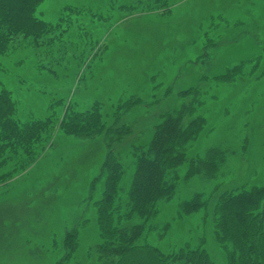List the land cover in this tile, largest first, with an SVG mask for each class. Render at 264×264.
Returning a JSON list of instances; mask_svg holds the SVG:
<instances>
[{
    "label": "rangeland",
    "instance_id": "374dc122",
    "mask_svg": "<svg viewBox=\"0 0 264 264\" xmlns=\"http://www.w3.org/2000/svg\"><path fill=\"white\" fill-rule=\"evenodd\" d=\"M36 15L62 22L40 43L5 38L0 24V90L16 119H57L18 153L0 140V264H111L109 228L134 224L165 253L202 246L228 264L213 208L222 192L264 184V0H43ZM69 104L98 107L101 132L68 124ZM181 109L185 127L200 124L165 176L175 186L147 219L120 220L101 202L109 172H121L113 195L125 208L155 125Z\"/></svg>",
    "mask_w": 264,
    "mask_h": 264
},
{
    "label": "trees",
    "instance_id": "16d2710c",
    "mask_svg": "<svg viewBox=\"0 0 264 264\" xmlns=\"http://www.w3.org/2000/svg\"><path fill=\"white\" fill-rule=\"evenodd\" d=\"M42 1L0 0V24L4 26L5 38L9 34L23 33L24 35L29 34V36L36 37L37 42L39 41L37 36L42 37L44 33L51 32L62 25V22L58 25H52L36 15L37 8ZM70 9V12L75 11L76 14L83 11V9H73V7ZM11 36H9L10 39ZM37 43H40V41ZM183 92H186V90ZM137 103H139V100L131 105ZM53 104L55 102L51 104V107ZM56 104H63V101L58 99ZM7 107L12 112L11 108H15V103L10 93L5 89H1L0 140H3V146L7 143V148L15 153H18V147H20L18 144L23 142L21 140L29 141V145L32 146L40 138L41 132L57 119V114L54 113L51 117L45 119L32 118L27 122H22L20 119H16L13 114L11 115ZM97 108L94 105L89 110H76L69 104L66 107L65 117L71 111L72 116L68 124L78 129H95V132H101L104 123L101 121V112ZM189 109L168 112L163 115L161 122L155 125L154 134L148 147L142 151L136 161V169L129 190V199L125 208L119 202L115 203L113 195L121 172H114L113 170L109 172L101 202L103 204L107 203L109 206L113 204L114 207L123 209L121 214L118 215L120 220H130L135 216L147 219L155 212L157 200L164 194L166 196L169 188L174 185L173 182L168 183L165 176L168 170L175 168L185 160L182 152L185 141L196 135L200 124L199 121L194 120L188 127L183 125L184 113L188 112ZM65 117L62 121L63 125L68 122ZM7 139L12 141L9 142ZM22 145L25 146V144ZM23 150H26V148H23ZM29 150L30 153L34 151L30 147ZM107 162L109 166L111 164L110 157ZM200 165V159L192 161L187 175L189 176L198 171L197 167ZM185 206L188 209L196 208L198 201L193 199ZM213 209L212 214L213 216L215 214V225H217L215 228L216 234L219 241L227 247L228 264H264V184L246 190L222 192ZM105 215L106 218H101L103 223H106L107 219L110 218L111 220L113 218V214L105 213ZM113 228H109V234L112 236V240H115V247L104 249L105 254L110 255V261L113 254L117 257L116 260L111 261V264H175L183 256L186 257L189 263L191 261V264H218L211 259L207 250L202 246L187 250L181 249L179 253H165L149 242L138 241V231L142 228L139 224ZM129 230L131 232H128Z\"/></svg>",
    "mask_w": 264,
    "mask_h": 264
}]
</instances>
